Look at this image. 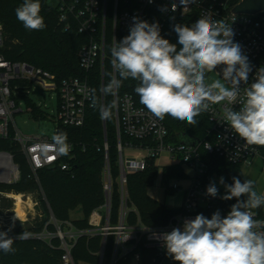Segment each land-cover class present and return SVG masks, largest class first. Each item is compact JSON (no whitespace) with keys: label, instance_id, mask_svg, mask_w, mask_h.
Here are the masks:
<instances>
[{"label":"built area","instance_id":"2783aa9c","mask_svg":"<svg viewBox=\"0 0 264 264\" xmlns=\"http://www.w3.org/2000/svg\"><path fill=\"white\" fill-rule=\"evenodd\" d=\"M127 6L118 12V0H57L55 8L58 12V24L67 31L76 28L77 34L87 37V42L77 52L78 65L82 71L89 73L100 64L101 80L103 81L104 60L108 58L111 62L112 56L105 49V19L106 7L110 2L112 7V37L111 48L116 43L115 29L119 24L129 32L133 23V17H139L150 24L158 22L160 32L166 22L174 15H195L194 23L210 13L213 20H223L231 25L235 35L234 42L242 46V52L248 57L252 71L249 73L248 84L241 83V94L250 83L253 82L256 69L264 66V13L257 15H235L230 13L231 6L227 0H123ZM193 23V24H194ZM3 28L0 24V139L11 138L18 145L19 152L25 157L32 176L43 168H59L63 172L71 171L74 158V145L69 143L71 150L68 155L62 156L54 151L42 152L37 146L48 144L53 141L47 137L26 136L16 128L11 130L13 116L21 110L14 100V93H25L27 88H37L43 92H55L58 96V105L53 120L54 132L60 125L80 128L84 125L87 113L93 109L91 106L90 93L92 87L88 78L69 77L58 81L56 76L47 70L31 66L24 62H13L6 59L2 53ZM111 50V49H110ZM107 56V57H106ZM112 67V65H111ZM221 73V69H216ZM217 73H209L206 80L210 78H221ZM112 67V76L116 75ZM103 99V92H101ZM116 106L114 107V119L116 129L117 167L118 175L112 177L106 132L104 135V168L102 174L103 204L93 210L89 219V229L75 230L70 223H65L63 229L50 215V223L55 227V232L50 233L43 229L38 234H16L9 235L13 239H38L45 242L49 247L52 239H59L58 249L60 264H75L71 251L77 239L81 236L101 237L98 250V264H142L140 254L135 249L140 241L144 246L153 251L148 259V264H179L166 254L160 234L170 232L176 227H182L185 220L194 219L197 214H203L211 218V213L219 210L221 216H226L230 211L228 200L220 197L225 191L218 188V195L211 197L206 195V188L215 178L206 174V165L201 161L198 148L183 143H170L168 131L163 122L154 117L148 110L136 106L131 95L113 96ZM225 107L239 110L240 103L226 105H214L210 110L203 112L210 123L208 133L213 136L211 143L205 142L203 148L209 153L218 154L231 164L250 166L254 159L258 158L264 162V147L248 146L237 136L222 119ZM128 138L130 141H122ZM138 142L139 144H135ZM166 161H161L162 157ZM153 161L157 168V178L152 186L161 188L164 192H172L180 188L179 181H187L185 195L182 205L178 208L182 212L177 214L165 227L149 228L139 222L128 225L127 214L136 212L129 206V195L127 190V178L143 172L148 163ZM180 167L185 175L182 179H170L167 183L162 182L164 168ZM19 180V168L13 162L11 154L0 152V184L10 185ZM117 194L119 198L118 219L115 224L110 221L112 196ZM0 196L13 199L10 193L0 192ZM14 204V203H13ZM31 206L36 203L30 201ZM28 207V206H27ZM25 209V208H24ZM31 208L29 207L28 210ZM26 208V211H28ZM254 218L261 220L253 212ZM22 223L16 216L15 208L10 214L3 213L0 216V227L13 229L15 221ZM69 231H66L67 229ZM264 230V229H261ZM114 238L111 254L106 262L104 252L107 238ZM144 239V240H141Z\"/></svg>","mask_w":264,"mask_h":264},{"label":"clouds","instance_id":"9594fccd","mask_svg":"<svg viewBox=\"0 0 264 264\" xmlns=\"http://www.w3.org/2000/svg\"><path fill=\"white\" fill-rule=\"evenodd\" d=\"M151 2V0H150ZM16 18L27 30L46 27L40 15V0H23L15 10ZM129 34L111 48V65L118 73L111 76L101 91L116 96L122 81L129 78L139 82L134 91L140 103L156 118L170 116L189 125L211 106L240 103L239 110L225 107L222 119L248 146L264 147V66L256 69L255 78L241 94V83L248 84L252 71L242 46L234 42L231 25L213 20L210 13L192 26L175 24L177 44L160 34L158 22L149 23L133 17ZM221 73H217V68ZM209 73L221 78L206 80ZM91 106L98 108L102 120L110 119L115 101L110 105L98 103L93 89L89 94ZM66 132L52 136L51 145L37 147L65 156L71 146ZM226 184L223 200L236 199L226 216L219 210L211 218L197 214L185 220L182 227L160 234L166 254L179 264H264V220L254 218V209L264 206V194L254 190L253 181L237 177ZM206 195L216 197L218 188L210 182ZM245 197V199H241ZM14 239L0 231V251L13 253Z\"/></svg>","mask_w":264,"mask_h":264},{"label":"trees","instance_id":"16d2710c","mask_svg":"<svg viewBox=\"0 0 264 264\" xmlns=\"http://www.w3.org/2000/svg\"><path fill=\"white\" fill-rule=\"evenodd\" d=\"M232 7L240 0H227ZM23 3V0H0V24L3 28L4 48L2 53L6 59L13 62H24L31 66L38 67L54 74L58 81L69 77L88 78L92 90H95V96L98 103L110 105L113 103L111 95L101 96V73L100 64L89 73L82 71L78 65L77 52L87 42V37L77 34L76 28L63 30L58 24V12L55 7H50L46 1L40 0L41 13L46 27L42 30H27L23 24L16 18V8ZM123 0H118V12L126 9ZM195 21V15H174L165 24L160 34L171 43L177 44V34L173 31V25L181 24L192 26ZM129 32L123 29L119 24L116 25L115 37L119 42ZM112 37V7L110 2L106 7L105 19V49L110 54V39ZM177 44V48L179 49ZM112 76L111 62L104 60L103 84L106 85ZM119 78L118 73L116 74ZM139 82L134 79L122 81V86L118 91V97L124 94L132 96L136 106L146 109L139 101V96L134 89ZM103 85V86H104ZM25 93L17 94L15 102L25 99ZM147 110V109H146ZM37 113L36 108L33 109ZM197 123L189 125L186 122L175 120L166 116L163 120L168 131L167 141L170 143H181L179 136L185 135L194 138L200 144L198 153L201 161L206 165V174L210 177L220 180L224 178L226 184H232L233 177H237L243 182L244 177L241 174V165L229 163L218 154L209 153L203 148L205 142L211 143L213 136L208 133L210 123L207 117L201 113L196 117ZM106 142L108 145V158L112 177H117V152L116 129L114 119V107L112 116L105 120ZM57 132L67 133V142L74 145V158L72 160L71 171L63 172L59 168H43L36 172L37 180L32 176L30 168L25 157L19 152L18 145L8 138L0 139V152H6L12 155L13 162L19 168V180L10 185L0 184V192L5 193H30L38 195L41 190L44 194L46 203L50 209L45 208V214L42 219L35 221L31 227L21 228L15 224L13 229L0 227V231H7L8 235L16 234H38L44 228L50 233L55 232V227L50 223V215L63 229L65 223H70L75 230L83 231L89 229L88 219L96 208L103 204L102 192V174L104 168V133L103 123L100 118L98 108H93L87 113L84 125L80 128H71L60 125ZM56 132V133H57ZM122 141H130L123 138ZM139 144L138 142H134ZM185 175L180 167L164 168L162 173L163 184L170 179H182ZM157 178V168L153 161L148 163V167L140 173L130 175L127 178V190L132 205L136 212L130 211L127 214L128 225L134 226L138 222L149 228H160L167 226L170 221L179 213L181 209H171L165 205L153 200L147 195V190L151 188ZM255 190V188H254ZM245 199V197H241ZM236 203V199L228 200V208ZM119 198L117 194L112 196L110 221L115 224L118 219ZM12 202L9 198L0 196V216L3 213H9L12 209ZM79 209L82 218L71 220L69 213ZM259 219L264 220V206L252 210ZM213 213H211L212 216ZM59 239H52L49 247L45 242L38 239H14L13 253L5 254L0 251V264H60L61 251ZM101 237L81 236L77 239L71 254L75 262L84 261L97 264L98 258L94 254L98 252ZM114 238L109 236L106 242L104 260L107 262ZM144 240V239H141ZM141 257L142 264H148V259L153 251L144 246L140 241L135 249Z\"/></svg>","mask_w":264,"mask_h":264},{"label":"rangeland","instance_id":"374dc122","mask_svg":"<svg viewBox=\"0 0 264 264\" xmlns=\"http://www.w3.org/2000/svg\"><path fill=\"white\" fill-rule=\"evenodd\" d=\"M56 3L57 0H46V4L50 7H55ZM105 59L108 60V58ZM212 79L214 78H210L208 79V81H211ZM103 82L104 81L101 80L102 87L104 85ZM17 94L18 92L14 93V98L17 96ZM25 94V99H20L18 102H16L18 108L21 111L19 113L14 114L13 124L11 123V130L15 131L14 129L16 128L23 135L47 137L52 140V136L55 133L53 120L55 118L58 105L57 93L43 92L37 88L29 87L27 88ZM34 108H36L37 113H34ZM240 171L244 179H249L253 181V186L258 194H264V162L256 158L253 160L250 166H241ZM35 179L37 180V177H35ZM186 182L187 181H183L180 184L179 189L172 191V197H169V195L164 196L163 192L156 187L150 189L149 192L151 194H154V197H157L159 203L165 205L168 208L176 209L182 204L185 195V185L187 184ZM215 183L217 188L225 191V187L219 183L218 179L215 180ZM10 194H12L14 197L19 196L21 201L23 202L21 205L23 207L24 214L22 218H18L23 220L26 216V221H24L23 223L18 219H16L15 221V224H19V226L23 229L33 226L35 224V221L42 219L45 214V208L48 209V211L50 212L44 194L41 190L39 191V197L38 195H32L30 193L24 192H10ZM10 200L12 202V207L16 209V200ZM30 201L36 203V205L32 207ZM42 202L46 205L45 208ZM129 206L133 207L132 205H130V203ZM29 207L31 208L30 210H28ZM26 208L28 211H26ZM69 216L71 220H77L82 218V214L79 209L70 212ZM66 231H69V229L65 230V232ZM97 253H95L94 255L98 258ZM74 263L92 264L90 262L84 261H74Z\"/></svg>","mask_w":264,"mask_h":264},{"label":"water","instance_id":"95a60500","mask_svg":"<svg viewBox=\"0 0 264 264\" xmlns=\"http://www.w3.org/2000/svg\"><path fill=\"white\" fill-rule=\"evenodd\" d=\"M46 1V0H43ZM231 14L235 15H257L264 13V0H240L237 4L231 7ZM103 123V133L105 135V120ZM180 142L190 146H196L198 141L192 137L181 135L179 136Z\"/></svg>","mask_w":264,"mask_h":264},{"label":"crops","instance_id":"0c3cea01","mask_svg":"<svg viewBox=\"0 0 264 264\" xmlns=\"http://www.w3.org/2000/svg\"><path fill=\"white\" fill-rule=\"evenodd\" d=\"M161 161H166V157H162L161 158ZM185 181V180H184ZM183 181H179L178 183H179V186H180V184L182 183ZM187 184L185 185V188L188 186V182H186ZM154 188V187H153ZM157 188V187H156ZM150 189H152V187L151 188H149L148 190H147V195L150 197V198H152L153 200H155V201H157L158 202V200H157V197H154V194H151L150 192H149V190ZM159 190H161L162 192H163V195L164 196H166V195H169V197H172L173 196V192H164V190L163 189H161V188H158ZM183 200H184V198H183ZM182 203H183V201H182ZM182 205V204H181ZM180 205V206H181ZM179 206V207H180ZM178 207V208H179ZM178 208H176V209H178Z\"/></svg>","mask_w":264,"mask_h":264},{"label":"bare ground","instance_id":"6f19581e","mask_svg":"<svg viewBox=\"0 0 264 264\" xmlns=\"http://www.w3.org/2000/svg\"><path fill=\"white\" fill-rule=\"evenodd\" d=\"M13 199L16 200V203H15L16 204V209H15L16 216L22 218L23 214H24L23 213L24 211H23V207H22L21 204L23 202L21 201L19 196H15V197L13 196Z\"/></svg>","mask_w":264,"mask_h":264}]
</instances>
